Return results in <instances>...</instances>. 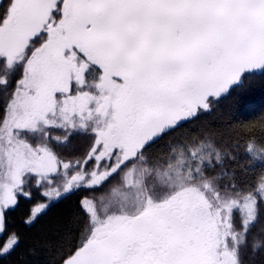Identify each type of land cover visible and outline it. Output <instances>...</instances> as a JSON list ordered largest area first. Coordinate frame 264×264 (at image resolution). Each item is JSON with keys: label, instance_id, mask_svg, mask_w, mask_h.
<instances>
[{"label": "snow or ice", "instance_id": "snow-or-ice-1", "mask_svg": "<svg viewBox=\"0 0 264 264\" xmlns=\"http://www.w3.org/2000/svg\"><path fill=\"white\" fill-rule=\"evenodd\" d=\"M256 73L264 0H0V234L33 186L48 202L29 224L107 184L99 203L81 200L85 224L61 264H246L264 250V172L225 183L237 153L208 135L149 150ZM259 127L258 140L245 125L236 149L264 164ZM74 136L89 146L65 158L57 147ZM18 243L11 234L0 255Z\"/></svg>", "mask_w": 264, "mask_h": 264}, {"label": "trees", "instance_id": "trees-1", "mask_svg": "<svg viewBox=\"0 0 264 264\" xmlns=\"http://www.w3.org/2000/svg\"><path fill=\"white\" fill-rule=\"evenodd\" d=\"M247 77L248 74H245ZM264 118V74L256 73L244 79L242 85L233 86L229 93L214 102L209 111H202L193 122L186 123L172 134L154 144L149 150L152 155H160L166 146L190 134L208 135L220 145L225 152L237 153L236 162L226 161V170L233 176L225 177L230 182L233 177L242 186H251L254 180L264 172L261 162H249L243 148L237 150L236 143H244L239 135L244 126L253 128L260 138L259 121ZM90 141L83 136H74L66 146L57 147V151L65 158L82 156ZM114 183V181H113ZM110 185L97 188H79L49 203L46 210L40 213L31 223L25 221L38 203L48 202L41 195L40 189L31 188V198L20 197L14 208L6 211V230L0 234V245L7 242L8 237L15 233L19 243L7 255H0V264H61L63 255L69 248L79 242L83 225L84 213L81 200L85 197L99 203ZM261 221L264 222V204L261 205ZM258 224L249 234V242L259 234ZM246 264H264V250L251 252L249 248L245 256Z\"/></svg>", "mask_w": 264, "mask_h": 264}]
</instances>
